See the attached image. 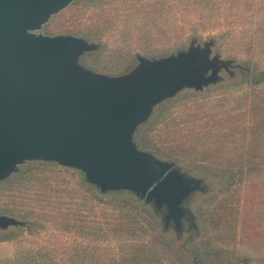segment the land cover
I'll list each match as a JSON object with an SVG mask.
<instances>
[{"label": "rangeland", "instance_id": "1", "mask_svg": "<svg viewBox=\"0 0 264 264\" xmlns=\"http://www.w3.org/2000/svg\"><path fill=\"white\" fill-rule=\"evenodd\" d=\"M263 9L264 0H75L53 15L40 32L48 36L72 35L94 43L96 49L83 54L80 63L102 74H127L137 65V55L149 59L167 57L187 49L192 41L198 45L210 41L212 56L230 61V66L219 71L217 83L201 92L183 90L155 107L149 121L134 136L141 150L173 162L182 174L201 181L202 190L194 189L182 204L186 213L181 229L176 228L173 220L166 224L165 206L147 204L130 192L103 194L87 184L77 170L28 162L20 165L10 178L0 181V215L24 222L23 226L0 231V237H18L0 244V264H13L18 248L33 251L34 256L43 254L68 261L85 247L87 256L98 253L107 260L118 259L121 249L114 242L105 249L106 235L98 232L99 227H105L106 211L101 208L112 199L125 201L141 211L146 221L142 234L164 264H264V167L249 174L243 169L239 180H235L232 173L216 175L171 157H160L145 145L147 132L165 113L177 117L178 131L186 140L192 130L212 131L217 126H231L228 122L233 117V104L223 108L212 106L224 87L237 89L235 86L244 84L242 89L250 90L253 81H264V71L258 70L264 65V54L246 57L247 43L254 35L256 21L264 16ZM254 61L260 65L257 67ZM243 72L250 74V80H243ZM227 144L236 146L238 142ZM229 150L225 151L227 156ZM228 162L237 166L236 160L230 158ZM40 165L55 169L52 173L36 171ZM24 175L32 177L27 176L28 184L20 183ZM33 177L42 182L36 184ZM77 181L87 187V199L80 198L83 190L78 189ZM57 187L61 190L60 199L56 198ZM33 188L41 192H30ZM20 195L27 197L24 204L29 207H20L22 200L16 198ZM33 206L36 217L25 216L24 212ZM235 213L238 224L232 244L231 222ZM76 220L80 223L75 224ZM95 247L101 250L96 251Z\"/></svg>", "mask_w": 264, "mask_h": 264}, {"label": "water", "instance_id": "2", "mask_svg": "<svg viewBox=\"0 0 264 264\" xmlns=\"http://www.w3.org/2000/svg\"><path fill=\"white\" fill-rule=\"evenodd\" d=\"M73 1L0 0V181L28 162L56 164L79 171L103 194L130 192L177 211L181 229L182 204L202 190L201 181L141 150L134 136L155 107L183 90L217 83L230 61L212 56L210 41H192L167 57L137 55L124 75L85 68L81 56L94 43L40 32ZM23 225L0 215V231Z\"/></svg>", "mask_w": 264, "mask_h": 264}, {"label": "trees", "instance_id": "3", "mask_svg": "<svg viewBox=\"0 0 264 264\" xmlns=\"http://www.w3.org/2000/svg\"><path fill=\"white\" fill-rule=\"evenodd\" d=\"M264 12V9L261 11ZM264 16L258 18L255 23L254 35L247 43L246 57H256L264 54ZM254 65L258 67L259 61H254ZM258 70L264 71V65L259 66ZM245 80H250L248 72L242 73ZM264 77V74H263ZM259 86L260 89H257ZM237 89L231 87H224L218 94V99L212 108H223L226 105H231L233 117L230 118L229 128L217 126L216 130H205L197 132L191 131L189 138L183 139L181 132L178 131L177 117L173 115L164 114L156 122L155 125L147 132L146 146L153 149L160 157H171L177 162L187 164L195 169L208 171L216 175H225L232 173V177L239 180V176L245 169L246 173L260 172L261 167H264V81L260 83L259 80L253 81L251 89L243 90L244 84H239ZM248 103H247V102ZM238 119L242 120L241 122ZM192 121L197 122V119ZM238 121V122H237ZM240 122V123H239ZM163 124V126H162ZM160 128L162 130H160ZM154 134V137L151 135ZM150 136V138H149ZM230 141L234 145H229ZM230 149L228 156L225 151ZM236 160L237 166L231 165L228 159ZM230 161V160H229ZM234 162V161H233ZM54 167L40 165L35 170L52 173ZM35 170L30 169V172ZM32 178L31 175L22 176L21 184L27 183L26 179ZM36 184L42 182L41 179H36ZM28 184V183H27ZM78 189H82L83 193L81 199H87V187L77 181ZM35 190L40 193L41 190L37 188L30 189V192ZM27 192L24 191L23 194ZM61 190L57 187V199H60ZM73 193V192H72ZM75 194V193H73ZM16 198L22 203L20 207H27L24 204L27 197L24 195ZM60 204V203H59ZM61 206V204H60ZM29 207V206H28ZM35 206L30 208V211L24 212L25 216L36 217L33 214ZM93 209V207H91ZM106 211L104 217L105 227H99L98 232L106 235V247L114 242V246L121 249L122 255L118 259L102 258L101 254L96 253L93 256L85 254V247L79 251L75 257L60 260L55 257L46 255L34 256L27 250L21 251L20 248L16 251L13 257V264H164L162 258L156 251V248L150 244L146 235L145 218L141 211L122 200L112 199L111 202H105V207L101 208ZM23 211H20V214ZM236 214V213H235ZM232 244H234L236 230L237 214L232 219ZM80 221H75V224ZM84 229V226H80ZM215 228V227H214ZM216 229H211L214 233ZM18 237L10 234L0 237V244L9 243ZM214 242V238L210 237ZM96 251H100V247H95ZM104 249V250H105Z\"/></svg>", "mask_w": 264, "mask_h": 264}, {"label": "flooded vegetation", "instance_id": "4", "mask_svg": "<svg viewBox=\"0 0 264 264\" xmlns=\"http://www.w3.org/2000/svg\"><path fill=\"white\" fill-rule=\"evenodd\" d=\"M167 212V211H166ZM167 214H168V220H166L165 222H166V224L168 223L167 221H169V220H173V222H174V219H176L177 217H178V215H179V213L177 212V211H171V212H167ZM184 219V215L182 216V218H181V223H182V220ZM174 224H175V222H174ZM175 226H176V224H175ZM177 227V226H176Z\"/></svg>", "mask_w": 264, "mask_h": 264}]
</instances>
